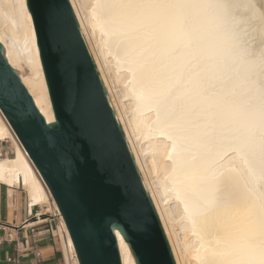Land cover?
Segmentation results:
<instances>
[{"label": "bare ground", "instance_id": "1", "mask_svg": "<svg viewBox=\"0 0 264 264\" xmlns=\"http://www.w3.org/2000/svg\"><path fill=\"white\" fill-rule=\"evenodd\" d=\"M69 1L176 264H264V0ZM0 43L54 123L26 0H0ZM10 138L0 183L58 209L0 111Z\"/></svg>", "mask_w": 264, "mask_h": 264}, {"label": "water", "instance_id": "2", "mask_svg": "<svg viewBox=\"0 0 264 264\" xmlns=\"http://www.w3.org/2000/svg\"><path fill=\"white\" fill-rule=\"evenodd\" d=\"M55 121L0 43V111L55 201L79 264H176L69 0H26Z\"/></svg>", "mask_w": 264, "mask_h": 264}, {"label": "crops", "instance_id": "3", "mask_svg": "<svg viewBox=\"0 0 264 264\" xmlns=\"http://www.w3.org/2000/svg\"><path fill=\"white\" fill-rule=\"evenodd\" d=\"M14 143L17 146L11 138L0 141V153L5 158H11L10 154L15 157ZM45 205L30 212L28 195L22 187L10 188L0 183V264H9L11 256H19L21 264H37V252L42 254L44 264H63L56 229L59 222ZM35 214L41 218L37 220Z\"/></svg>", "mask_w": 264, "mask_h": 264}, {"label": "built area", "instance_id": "4", "mask_svg": "<svg viewBox=\"0 0 264 264\" xmlns=\"http://www.w3.org/2000/svg\"><path fill=\"white\" fill-rule=\"evenodd\" d=\"M4 155L2 153H0V158H3ZM50 206V210H51V214L53 216V218L58 219V226H57V232H58V238L62 247V259H63V264H74L76 261V255L72 253L70 247L68 246L67 243V239H66V235L62 230V226H61V215L60 212L58 211V209L54 208L53 206ZM35 217L37 218V220H39L41 218V215L39 214H35ZM35 258L37 260V264H44L42 261V254L40 252H37L35 254ZM8 262L9 264H21L20 263V257L19 256H11L8 258Z\"/></svg>", "mask_w": 264, "mask_h": 264}, {"label": "rangeland", "instance_id": "5", "mask_svg": "<svg viewBox=\"0 0 264 264\" xmlns=\"http://www.w3.org/2000/svg\"><path fill=\"white\" fill-rule=\"evenodd\" d=\"M14 145H15V143H14ZM16 146V145H15ZM8 157H14V154H10ZM3 158H5V157H3ZM0 159H2V158H0ZM45 206H47V208L49 209V212L51 211L50 209V206H49V204H46Z\"/></svg>", "mask_w": 264, "mask_h": 264}]
</instances>
